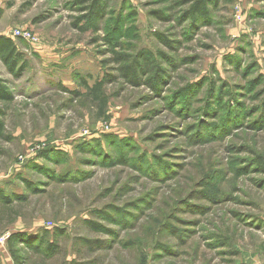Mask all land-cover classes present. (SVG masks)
Here are the masks:
<instances>
[{
    "label": "rangeland",
    "instance_id": "1",
    "mask_svg": "<svg viewBox=\"0 0 264 264\" xmlns=\"http://www.w3.org/2000/svg\"><path fill=\"white\" fill-rule=\"evenodd\" d=\"M91 1L0 0V234L24 264H264V0H111L97 30Z\"/></svg>",
    "mask_w": 264,
    "mask_h": 264
},
{
    "label": "trees",
    "instance_id": "2",
    "mask_svg": "<svg viewBox=\"0 0 264 264\" xmlns=\"http://www.w3.org/2000/svg\"><path fill=\"white\" fill-rule=\"evenodd\" d=\"M111 0H92L90 6L86 9L87 14L83 19L87 20V24L96 29V24L105 16V8L108 2ZM188 15L196 18H203L206 15L205 7L199 4L194 5L187 12ZM143 58V57H142ZM123 60V58H120ZM144 65L154 64L152 57H144ZM0 61L8 73L17 77L23 70L20 66L21 56L16 49V45L8 38L0 37ZM24 64V63H23ZM137 65V63H135ZM143 70V69H142ZM148 72V71H147ZM135 71L132 66H124L121 69V75L123 78L129 79L131 82H135L133 75ZM100 84H96L92 89L98 90ZM92 92V91H91ZM13 95L10 89L7 87L5 82L0 79V103L8 104L13 101ZM1 114V112H0ZM4 122L0 119V139L4 138ZM264 173V164L260 166ZM14 199H19L14 197ZM13 203V199L6 197L2 190H0V217L6 214V209ZM31 240L26 237L25 234L14 233L11 234L7 240L8 251L13 261V264H24L25 258L19 255L20 249L18 246H30ZM53 244H47L44 251H55Z\"/></svg>",
    "mask_w": 264,
    "mask_h": 264
},
{
    "label": "built area",
    "instance_id": "3",
    "mask_svg": "<svg viewBox=\"0 0 264 264\" xmlns=\"http://www.w3.org/2000/svg\"><path fill=\"white\" fill-rule=\"evenodd\" d=\"M18 35H21V34H19L18 33ZM24 39H26V40H28V37L27 36H23V35H21ZM8 238H9V236H8ZM8 238H7V235H1L0 234V243L1 244H4V243H6V241L8 240Z\"/></svg>",
    "mask_w": 264,
    "mask_h": 264
}]
</instances>
